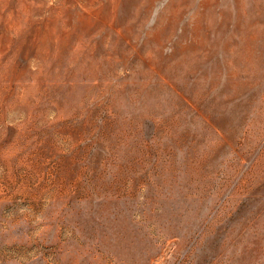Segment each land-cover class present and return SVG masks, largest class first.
I'll list each match as a JSON object with an SVG mask.
<instances>
[{"label": "rangeland", "instance_id": "obj_1", "mask_svg": "<svg viewBox=\"0 0 264 264\" xmlns=\"http://www.w3.org/2000/svg\"><path fill=\"white\" fill-rule=\"evenodd\" d=\"M0 264H264V0H0Z\"/></svg>", "mask_w": 264, "mask_h": 264}, {"label": "bare ground", "instance_id": "obj_2", "mask_svg": "<svg viewBox=\"0 0 264 264\" xmlns=\"http://www.w3.org/2000/svg\"><path fill=\"white\" fill-rule=\"evenodd\" d=\"M227 5V4H226ZM210 8V7H209ZM210 10V9H209ZM201 11V10H200ZM197 13V12H196ZM200 14V13H199ZM221 15V14H220ZM231 17V16H230ZM178 26V25H177ZM185 28V27H184ZM217 33V32H216ZM225 35V34H224ZM232 37V36H231ZM233 41V40H232ZM229 43V42H228ZM231 44V43H230ZM164 47V46H163ZM162 47V48H163ZM181 47V46H180ZM157 49H158V46L156 47ZM155 48V49H156ZM162 48H161V50H162ZM113 49V48H112ZM179 49V48H178ZM159 50V49H158ZM173 50V49H172ZM180 50V49H179ZM183 51V50H182ZM120 52V51H119ZM123 52V51H122ZM172 52V51H171ZM181 52V51H180ZM173 53V52H172ZM254 53V52H253ZM98 54V53H97ZM175 54V53H174ZM119 55V54H118ZM192 55V54H191ZM191 55H189V56H191ZM150 56V55H149ZM171 56V55H170ZM174 56V55H173ZM176 56V55H175ZM177 57V56H176ZM185 57V56H184ZM143 57H141V59H142ZM151 57H149V59H150ZM171 58V57H170ZM169 58V59H170ZM111 59V58H110ZM119 59V58H118ZM154 59V58H153ZM161 59V58H160ZM146 60H148V59H146ZM151 60V59H150ZM157 60H159V58L157 59ZM157 60H155V64L157 63L156 61ZM145 61V60H144ZM144 61H142V62H144ZM174 62H175V60H173ZM184 61V60H183ZM152 62V61H151ZM161 62V61H160ZM181 63H182V60L180 61ZM190 62V61H189ZM247 62H249V61H247ZM179 63V62H178ZM180 63V64H181ZM216 63V62H215ZM146 64V63H145ZM153 64V63H152ZM179 64V65H180ZM147 65L149 66V63H147ZM160 65V64H159ZM176 65H177V62H176ZM166 66V65H165ZM208 66V65H207ZM226 66V65H225ZM156 67H157V64H156ZM159 67V66H158ZM167 67V66H166ZM165 68V67H164ZM151 69H153L152 67H151ZM159 69V68H158ZM222 69V68H221ZM160 70V69H159ZM150 71H153V70H150ZM149 71V72H150ZM155 71V70H154ZM158 70H156V73L158 74V72H157ZM164 71V70H163ZM194 71V70H193ZM191 72V71H190ZM134 73V72H133ZM140 73V72H139ZM146 73H147V71H146ZM172 73V72H171ZM136 74H138V72L136 73ZM143 75H144V72L142 73ZM152 73L150 72V74L149 75H151ZM147 75H148V73H147ZM155 75V74H154ZM159 75V74H158ZM243 75V74H242ZM248 75V74H247ZM164 76V75H163ZM182 76V75H181ZM196 76H198V75H196ZM200 76V75H199ZM165 77V76H164ZM173 77V76H172ZM179 77V76H178ZM184 77V76H183ZM160 78V77H159ZM196 78V77H195ZM153 79V78H152ZM156 79V78H155ZM147 80H149V79H147ZM151 80V79H150ZM160 80H162V78H160ZM159 80V81H160ZM188 82H189V80H187ZM188 82H186V83H188ZM159 83V82H158ZM144 84H147L146 82L144 83ZM154 84H156L155 82H154ZM154 84H153V86H154ZM166 84H167V82H166ZM192 84H194L193 82H192ZM191 84V85H192ZM102 85V84H101ZM101 85H99L100 87H101ZM148 85V84H147ZM145 87H146V85H144ZM157 86V85H156ZM185 86H186V84H185ZM155 87V86H154ZM176 87V86H175ZM191 87V86H190ZM102 88H103V86H102ZM152 88V90H153V87H151ZM155 88H157V87H155ZM154 88V89H155ZM172 88V87H171ZM186 88V87H185ZM185 88H183V89H185ZM192 88V87H191ZM101 89V88H100ZM144 89H146V88H144ZM157 90V89H156ZM125 91V90H124ZM127 91V90H126ZM175 91V90H174ZM131 92V91H130ZM144 92V91H143ZM146 92H147V90H146ZM152 92V91H151ZM178 92V91H177ZM207 92V91H206ZM119 93H121V91L119 92ZM129 93V92H128ZM160 93V92H159ZM204 93V92H203ZM150 94V93H149ZM156 94H157V92H156ZM180 94V93H179ZM205 94V93H204ZM124 95V94H123ZM130 95V94H129ZM153 95V94H152ZM155 95V94H154ZM163 95H165L164 93H163ZM248 95V94H247ZM133 96V95H132ZM201 96V95H200ZM213 96V95H212ZM117 97V96H116ZM118 97H119V95H118ZM152 97V96H151ZM188 98V97H187ZM201 98V97H200ZM199 98V99H200ZM206 98H207V96H206ZM130 99H131V97H130ZM152 99V98H151ZM183 99V98H182ZM190 99V98H189ZM154 100V99H153ZM184 100V99H183ZM204 100V99H203ZM179 101V100H178ZM177 101V102H178ZM191 101V100H190ZM218 101V100H217ZM220 101V100H219ZM208 102V101H207ZM222 102V101H221ZM131 103V102H130ZM180 103V102H179ZM190 103V102H189ZM202 103H203V101H202ZM218 103V102H217ZM175 104V103H174ZM193 104V103H192ZM198 104H199V102H198ZM219 104V103H218ZM222 104H224V103H222ZM13 105V104H12ZM201 105V104H200ZM217 105V104H216ZM220 105V104H219ZM14 106V105H13ZM83 106V105H82ZM177 106V105H176ZM195 106V105H194ZM63 107V106H62ZM154 107V106H153ZM179 107V106H178ZM177 107V108H178ZM90 109V108H89ZM182 110V109H181ZM98 111V110H97ZM179 111V110H178ZM215 111V110H214ZM213 111V112H214ZM244 112V111H243ZM178 113V112H177ZM202 113V112H201ZM79 114V113H78ZM88 114H89V112H88ZM149 114V113H148ZM80 115V114H79ZM172 115V114H171ZM200 115V114H199ZM212 115V114H211ZM91 116V114H89V117ZM137 118V117H136ZM62 119V118H61ZM174 119V118H173ZM67 120V119H66ZM89 120V119H88ZM160 120H161V118H160ZM166 119H164L163 121H165ZM172 120V119H171ZM10 121V120H9ZM168 121V120H167ZM177 121V120H176ZM175 121V122H176ZM174 122V123H175ZM167 123V122H166ZM170 123V122H169ZM167 125H168V123H167ZM172 126V125H171ZM170 128V127H169ZM171 129V128H170ZM174 129V128H173ZM245 132V131H244ZM16 133V132H15ZM14 154V153H13Z\"/></svg>", "mask_w": 264, "mask_h": 264}]
</instances>
